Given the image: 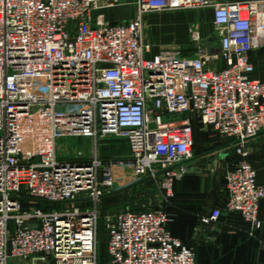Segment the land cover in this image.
Returning a JSON list of instances; mask_svg holds the SVG:
<instances>
[{"label":"built area","instance_id":"2783aa9c","mask_svg":"<svg viewBox=\"0 0 264 264\" xmlns=\"http://www.w3.org/2000/svg\"><path fill=\"white\" fill-rule=\"evenodd\" d=\"M121 2L0 0V264H98L96 205L114 189V164L95 153L86 161L59 160L58 140L121 137L133 180L169 182L188 171L191 116L232 139L237 159L223 173L224 210L250 231L264 230V182H256L246 160V142L264 132V81L252 76L250 62L264 49V0H126L132 17L107 20L103 10ZM181 9L210 11L216 50L203 45L192 23L191 55L171 47L149 54L143 16ZM40 78L46 93L34 99ZM165 114L182 116L163 120ZM80 195L89 197L88 208L64 202ZM17 196L63 205L25 206ZM219 215L212 208L199 220ZM169 221L153 208L103 214L109 264H193V248L170 234Z\"/></svg>","mask_w":264,"mask_h":264},{"label":"crops","instance_id":"0c3cea01","mask_svg":"<svg viewBox=\"0 0 264 264\" xmlns=\"http://www.w3.org/2000/svg\"><path fill=\"white\" fill-rule=\"evenodd\" d=\"M189 11L193 10H174L177 13L174 21L165 22L172 26L166 35L156 29L160 20L162 22L164 18L163 12L156 16H153V13L143 16L142 39L149 47V54L165 47L178 48L185 54H192L187 28L195 23L192 21L193 16L200 17L204 11L210 16V11L195 13ZM133 13V4L122 0L120 4L107 8L104 16L109 21L124 22L130 19ZM203 31L199 28V35ZM250 62L253 65L252 76L264 81V49L251 53ZM227 139L231 144L232 139ZM210 143L211 141H206V144ZM246 146L248 150L246 160L255 171V180L257 183H263L264 133L248 139ZM225 147L226 145L216 143L207 148L194 150L192 145L191 157L184 162L188 171L180 179L175 180L170 189L171 221L167 223V228L172 236L193 248V264H264V230L250 231L248 225L236 213L224 210L227 194L223 173L237 157L230 151L223 152ZM72 203L81 209L90 206L89 199L67 202L68 205ZM212 208L220 210L219 217L208 224L201 223L200 217L206 215ZM258 218L264 221V197L259 203Z\"/></svg>","mask_w":264,"mask_h":264},{"label":"rangeland","instance_id":"374dc122","mask_svg":"<svg viewBox=\"0 0 264 264\" xmlns=\"http://www.w3.org/2000/svg\"><path fill=\"white\" fill-rule=\"evenodd\" d=\"M106 11L107 9H104L103 13H105ZM189 12L195 13L196 11ZM201 13L202 14L200 15V17L193 16L192 21L197 23L198 32L199 28H202L204 30L202 34L200 33L203 45L208 50L215 51L217 47V34L210 23V16L208 12L204 11ZM153 14V16H156V14L159 15V13ZM163 15L164 18L162 22L160 20V22L158 23L159 26L156 27V29L160 31V33L166 35L172 29V26L170 24H165V22H173L176 18L177 13H175L174 11L170 12V14L169 12H163ZM155 21L156 19L153 20V22ZM45 93L46 88L43 83V79H37L32 84L30 96L34 99H39L43 97ZM181 116L178 114H165L163 115L162 119L175 120ZM189 122L191 124L194 150L207 148L216 143H221V145H226V147L223 149V152L230 151L234 154L233 148H229V146H231V144H229V139H227L226 137L219 136L208 126L202 125L195 117L191 116ZM206 141H211V143L206 144ZM55 146V154L59 160L86 161L91 155L95 153L100 161L113 163L114 189H118L134 181L131 175L130 165L128 164V149L125 140L121 137L110 135L98 136L96 138L67 136L58 140ZM236 159L237 157H235V160ZM174 182L175 180L165 182L161 176H156L138 185L132 186L118 194L99 198L96 205V253L98 264H109V258L105 250V236L102 228V215L105 213L115 212L121 209L142 208L161 209L162 211L169 214V204H171L169 203L171 198L170 189ZM22 205H32L36 207H41L46 210H53L59 207L61 208L63 204L49 203L44 201H23ZM72 205H74V203L69 204L68 206ZM8 264L29 263L13 259L10 260Z\"/></svg>","mask_w":264,"mask_h":264},{"label":"water","instance_id":"95a60500","mask_svg":"<svg viewBox=\"0 0 264 264\" xmlns=\"http://www.w3.org/2000/svg\"><path fill=\"white\" fill-rule=\"evenodd\" d=\"M261 133H264V132L260 131L257 134H261ZM184 162H186V160H184L183 163ZM163 171H164V169L159 170V171L155 172L154 175H159ZM150 178H151V175H145L143 177H140V178H138V179H136V180L128 183L125 186H122V187L118 188V189H113V190H109V191L103 192V193H101L99 195V198L104 197V196H110V195L118 194V193H120V192H122V191H124V190H126V189H128V188H130L132 186L138 185V184H140V183H142V182H144V181H146V180H148ZM16 198L19 199V200H24V201H44V202H50V201H48L46 199L35 198V197L17 196ZM84 199H89V197L88 196H85V197H75V198H72V199H67L64 202H76V201H80V200H84ZM37 263L43 264L41 262H37Z\"/></svg>","mask_w":264,"mask_h":264},{"label":"trees","instance_id":"16d2710c","mask_svg":"<svg viewBox=\"0 0 264 264\" xmlns=\"http://www.w3.org/2000/svg\"><path fill=\"white\" fill-rule=\"evenodd\" d=\"M192 145H193V143H192ZM70 161H72V160H70ZM80 161V160H79ZM77 162H78V160H77ZM111 196V195H110ZM104 197H108V196H104ZM104 197H102V198H104Z\"/></svg>","mask_w":264,"mask_h":264},{"label":"bare ground","instance_id":"6f19581e","mask_svg":"<svg viewBox=\"0 0 264 264\" xmlns=\"http://www.w3.org/2000/svg\"><path fill=\"white\" fill-rule=\"evenodd\" d=\"M243 14V12H241V15Z\"/></svg>","mask_w":264,"mask_h":264}]
</instances>
